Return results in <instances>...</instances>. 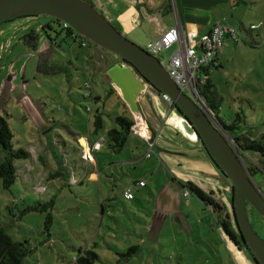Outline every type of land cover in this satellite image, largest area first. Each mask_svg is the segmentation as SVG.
Segmentation results:
<instances>
[{"label": "rangeland", "instance_id": "1", "mask_svg": "<svg viewBox=\"0 0 264 264\" xmlns=\"http://www.w3.org/2000/svg\"><path fill=\"white\" fill-rule=\"evenodd\" d=\"M244 1L240 7L224 10L220 19L230 11L229 21L237 28L239 21L246 26L256 22L264 13V0ZM92 2L105 14L112 7L110 0ZM223 7L217 8L218 13ZM169 14L158 17L160 26L155 19L137 23L135 29L126 32V38L144 49L147 41L159 34L158 28L173 25L174 14ZM31 31L50 37L54 43L51 49L36 52L26 47L22 38ZM260 32L253 39L257 46L247 41L238 49L222 47V67L211 71L209 78L221 98L219 117L226 124L240 114L247 125L264 132V25ZM84 41L86 45L81 46L67 37L61 22L48 16L20 18L0 26V72L5 67L0 77V115L10 125L15 148L30 153V158L16 163L23 175L10 189H4L0 179V221L14 242L27 241L33 251L23 264H70L81 248L98 253L101 261L97 264H234L224 243L211 232V218L214 227L218 222L195 195L190 194L183 206L189 216L183 221L187 222L185 229L170 215L161 224L147 214L154 210L149 192L156 195L167 175L153 168L156 147L144 145L134 131L128 135L123 153L108 151L106 131L115 127L111 118L118 112V103L108 94L109 85L95 59L117 62L113 54ZM39 57L49 63L41 71ZM90 89L101 96L100 104L84 98ZM186 93L192 96L189 90ZM97 111L103 113L105 128L93 134ZM147 120L153 123V117ZM85 136L103 140L102 149L92 154L94 145L87 146ZM179 138L186 137L179 133ZM77 145L82 152L75 149ZM149 149L150 159L146 158ZM54 155L67 164L70 181L62 170V177L49 179L48 175L58 171ZM2 159L0 149V162ZM260 178V174L251 177L264 191V177ZM221 180L231 185L228 179ZM135 181H143L146 188L133 186ZM125 186L140 203L123 198ZM50 200L52 225L48 231L45 212L21 216L27 206ZM133 246L137 250H132Z\"/></svg>", "mask_w": 264, "mask_h": 264}, {"label": "water", "instance_id": "2", "mask_svg": "<svg viewBox=\"0 0 264 264\" xmlns=\"http://www.w3.org/2000/svg\"><path fill=\"white\" fill-rule=\"evenodd\" d=\"M24 15L48 16L65 22L92 45L113 54L116 59L125 60L128 64L115 63L106 71V76L135 120L142 116L139 105L145 100L149 88L166 95L175 104L199 135L210 158L232 184L234 215L239 231L258 264H264V237L254 231L246 212L248 204L264 222L262 190L248 175L238 152L204 108L175 85L159 59L126 38L85 0H0V24Z\"/></svg>", "mask_w": 264, "mask_h": 264}, {"label": "crops", "instance_id": "3", "mask_svg": "<svg viewBox=\"0 0 264 264\" xmlns=\"http://www.w3.org/2000/svg\"><path fill=\"white\" fill-rule=\"evenodd\" d=\"M163 1L164 0H123L122 4H116L115 0H112V2L110 0L112 7L109 12L115 17L117 24L123 27L126 32L135 29L137 23L141 25L143 23L142 21H147L148 23L155 19L157 26H160L158 17L170 12V14H174L173 25H169L165 28H158L159 34L156 35L154 40L149 41L158 40L165 31L174 27L176 24L180 25L186 38L193 39L208 32L217 21L236 27L235 23L229 21L228 17L230 11L222 20L220 17H222L224 10L228 11L233 7H240L242 5L241 1L246 4L244 0H169V6L166 10V8H163ZM193 4L195 5L193 6ZM221 5L224 7L220 14L217 8ZM255 20L256 22H250L249 25L263 22L264 13L259 14ZM238 24L240 27L236 28L242 31L240 38L236 40L232 38L227 39L223 47L232 48L234 46L235 49H238L242 43L246 44L247 41L257 46V42L253 41V39L255 36H260L261 33L249 32L246 30L249 25L246 26L242 21H239ZM223 55L224 52L222 51L217 57V69L222 67ZM149 89L152 90V88ZM151 90L148 92V97L144 106H141L143 111L140 110L143 123L149 127L154 137L153 148L156 147L154 159H164V161L170 165L169 169L171 171L180 172L185 179L192 182L204 193H212V198L215 202H225L228 207V202L231 199V186L227 182L221 180V177L217 174L214 167L205 156L197 138V134H195L187 121L177 113L176 109L172 108L168 102L162 99V94L161 96L160 94L157 95ZM148 116L153 117L152 124L147 120ZM179 133L183 134L186 138H179ZM90 138L91 137H86L87 146L88 144L92 146L100 141V139L91 140ZM139 139L146 145L147 142L143 138L139 136ZM101 149L102 148L99 150ZM168 151L170 153H168ZM174 153L176 155L186 156V163H183L180 159H174ZM92 154H94V152H92ZM151 157L152 154L150 155V158ZM90 159L92 161L93 157L90 156ZM187 163H190L191 167H187ZM156 167L162 170V166L158 163L153 165L154 169ZM160 175H162V172ZM146 186L144 188H146ZM206 186H208V189H206ZM125 187L127 188V186ZM159 188L156 195L151 191L149 192L153 199L154 210L152 211L153 213L150 212L153 221L157 220L163 224L164 218L170 215L176 223L185 229V224L187 222L183 223V221L185 218H189L188 213L183 210V206L188 204V201L185 202L188 197L183 195L186 188L178 189L174 186V183L167 184L166 181H164ZM206 207L212 213L215 222H217L220 216H218L211 205H206ZM212 222L213 220L211 218L209 221V224H211V232H215L218 235V240L224 243L234 264H255L248 252L233 246L228 241L224 230L221 229L219 225L214 227ZM156 223L153 225L155 226Z\"/></svg>", "mask_w": 264, "mask_h": 264}, {"label": "trees", "instance_id": "4", "mask_svg": "<svg viewBox=\"0 0 264 264\" xmlns=\"http://www.w3.org/2000/svg\"><path fill=\"white\" fill-rule=\"evenodd\" d=\"M88 2L87 0H85ZM90 4V3H89ZM18 19V18H15ZM14 20V19H13ZM13 20L7 21L5 23H10ZM2 23V24H5ZM223 25L222 22H216ZM215 23V24H216ZM0 24V26L2 25ZM214 24V25H215ZM213 25V26H214ZM229 26V25H228ZM211 29V28H210ZM71 32H66V36L73 37L74 41H78L81 46L86 45V42L84 39L79 36L77 33H75L73 36ZM38 37L34 31H31L29 34H26L22 41L25 43V46L30 48L31 51H38L40 48H50L54 44L53 41L50 39V37L46 36L47 42L43 47L38 46L37 40ZM48 60L42 57H39V63H38V70H44L47 68ZM126 64H128L126 62ZM95 65L101 69L102 75L105 77L109 89L108 94H113L116 97L117 103H118V112H114L112 114H116L114 118H111V115L107 114L109 118L112 119L113 123L115 124V127L112 129H109L106 131L107 140L105 144L107 143L108 151L115 154H121L123 153L124 144L127 141L128 135L132 131V126L134 125V117L128 110L126 104L121 99L120 95L118 94V91L112 86L111 82L109 81L108 77L106 76V71L113 66V63L106 62V60L97 57L95 59ZM56 69L61 68L60 66H52ZM218 67H216L214 70H216ZM211 71L203 70V73L199 75L197 79L196 84V90L198 92V96L201 100H203L205 111L206 113L213 119L214 124L217 126V128L222 132L223 136L232 144L234 149L238 152V155L240 157V160L243 162L248 175L250 177H255L258 174L261 175V178L264 177V132L257 131L256 127L249 126L245 122V117L241 116L240 114H236V117L229 123L226 124L220 117H219V108H220V101L221 98L218 96V94L215 92V87L213 83L211 82L209 78V74ZM89 87V86H88ZM157 93L159 91L155 90ZM92 89H90V92L87 93V95L84 98H91L94 102L100 104L102 102V98L100 95H97L94 93ZM160 94V93H159ZM173 108L177 109L175 104H172ZM103 108L104 105L102 104ZM86 111H90V109H86ZM179 115L185 118L184 114H182L181 111H177ZM103 113L100 111H97V113L93 117V134H97L98 131L103 130L104 127V119L102 118ZM187 119V118H185ZM200 139V137L198 136ZM154 137L152 136V140ZM104 141L101 140L100 148H102ZM200 143L202 144V141L200 139ZM203 150L206 154V156L210 159V161L214 164L215 168L227 179V177L221 172V170L215 165L214 161L210 158L208 155L207 150L205 149L204 145ZM99 148V149H100ZM0 149L3 154V159L0 162V179L2 182V186L4 189H10L14 183L18 180V178L22 177V173L20 172L19 167L16 165V163L20 160H27L30 158V153L22 148H15V144L13 143V134L10 128V125L7 121V119L0 115ZM77 151L82 152L79 145H77V148H75ZM54 161L57 164L58 171L55 172L53 175H48L49 179L54 177H62L61 170L64 171V176L67 177L68 181L71 179V174L67 171V164L61 160V158H58L57 156H52ZM112 164V163H111ZM74 168V167H73ZM260 178V179H261ZM64 181H66L63 178ZM254 180V179H253ZM80 183H82L80 181ZM140 183H143L141 185ZM144 182H134L133 186L144 188L146 185ZM261 189V187H259ZM126 189H129L132 193V190L129 186L127 188L125 187L124 191ZM135 189V188H134ZM189 189L193 192V194L202 200L206 205H211L214 209H216V212L218 211V216H220L219 223L226 232L228 238L235 243L239 248L243 245L240 241V238L238 237V234L236 235V231L233 228V225L231 224L230 220H228L227 217H229L228 214H225L226 217H221L223 209V206H220L218 203H216L211 197L204 194V192L199 189L197 186L189 185ZM231 189H233L231 184ZM262 190V189H261ZM264 194V191H262ZM124 193V192H123ZM133 195V193H132ZM131 202H138L136 198L133 195V198L129 200ZM53 200H50L48 202H36L32 206H27L25 209L22 210L21 216L28 212H45V229L46 231L49 230L50 226L52 225V214L51 211L48 210V208H52ZM247 208V215L250 219V224H252V221H255L256 227L255 231L260 234V232L264 234V222L259 217V215L253 210V208L249 207V205H246ZM147 213V212H146ZM151 215V213H147ZM247 249V252L250 254L252 260L255 264H258L255 257L251 253V251L248 249L247 246H245ZM132 250H137V246L131 247ZM32 250L28 247L27 241L25 242H14L11 237L6 233L5 228L3 227V224L0 221V264H23L24 260L28 257V255L32 254ZM99 261H101V256L96 253L93 250L90 249H79L78 255L72 261L70 264H97Z\"/></svg>", "mask_w": 264, "mask_h": 264}, {"label": "built area", "instance_id": "5", "mask_svg": "<svg viewBox=\"0 0 264 264\" xmlns=\"http://www.w3.org/2000/svg\"><path fill=\"white\" fill-rule=\"evenodd\" d=\"M262 26L263 22L249 25L248 31L260 34ZM61 28L65 32L75 34V31L65 22H61ZM241 34L236 27L216 23L208 32L192 39L186 38L180 25L176 24L165 31L158 40L147 42L144 50L159 59L164 70L181 91L189 90L192 96L199 100L196 90L199 75L203 73V70L213 71L218 67L217 57L227 39L236 40L240 38ZM172 47L175 48L167 55L166 51ZM162 99L170 102L166 95L162 94ZM200 105L205 108L202 102ZM142 120V118L135 120L132 131L136 132L152 148L154 146L152 133ZM99 147L100 143L95 144L94 150ZM150 152L149 149L146 158L150 157ZM140 184L143 185V183ZM123 195L126 200L133 198L129 189H126Z\"/></svg>", "mask_w": 264, "mask_h": 264}, {"label": "flooded vegetation", "instance_id": "6", "mask_svg": "<svg viewBox=\"0 0 264 264\" xmlns=\"http://www.w3.org/2000/svg\"><path fill=\"white\" fill-rule=\"evenodd\" d=\"M88 1V3H90L92 6H93V2L92 1H94V2H96L97 0H87ZM163 8H166V10H167V8H168V3H169V0H164L163 1ZM100 13H102V15L119 31V32H121V33H123L124 34V36L125 37H127V35L128 34H126V31H125V29L123 28V27H121V26H119V24H117V22H116V19H115V17H113L110 13L111 12H108V14L106 13H104V12H102V11H100ZM27 17H37V16H34V15H24V16H20V17H17L18 19H20V18H27ZM14 20H16V19H14ZM13 20V21H14ZM55 20V22H61V21H59V20H57V19H54ZM143 22V21H142ZM47 35H45V37H42V36H39L38 37V40H37V43H38V46H39V48L40 47H43L45 44H46V40L45 39H48L47 37H46ZM129 36V35H128ZM44 48V47H43ZM40 52H41V49H40ZM113 60H115L116 62H120L121 64H126V61L125 60H123V59H120V58H114ZM5 70V67L2 69V71L0 72V77H1V75H3L2 74V72ZM134 72L136 73V76L138 77V78H140V79H142V81L144 82V80H143V77L137 72V70H134ZM1 79V78H0ZM151 89H148V91H147V93H146V98H145V100L142 102V103H140V105H139V107H140V109H141V106H144V103L146 102V100H147V97H148V92L150 91ZM152 92H155L157 95H159V93H157L153 88H152V90H151ZM160 96H161V94H160ZM168 104H170V106H172V108H173V103H171V102H168ZM142 110V109H141ZM143 111V110H142ZM176 111H178V109H176ZM178 113V112H177ZM179 114V113H178ZM183 114V113H182ZM181 116V115H180ZM185 116V115H184ZM184 118V117H183ZM186 118V117H185ZM184 118V119H185ZM186 121H187V119H185ZM149 128V127H148ZM151 131V130H150ZM198 136L199 135H197V138H198ZM198 140H199V142H200V139L198 138ZM202 141V140H201ZM201 144V143H200ZM203 144V143H202ZM202 144H201V148H202V150H203V146H202ZM206 149V148H205ZM203 152H204V150H203ZM168 153H170L169 151H168ZM204 154H205V152H204ZM205 156H206V154H205ZM207 157V156H206ZM185 158H186V156H184V155H176L175 153H174V159H180L183 163H186V161H185ZM207 159L209 160V162L212 164V166L214 167V169H215V171L217 172V174L220 176V177H223V178H225L216 168H215V166H214V164L210 161V159L207 157ZM156 162L159 164V165H161L162 166V172L164 171L165 173H166V183L167 184H172V183H174V186H176L178 189L180 188V189H182V188H186V190L184 191V196L185 197H189L190 196V194H193V192L189 189V185H194L192 182H190V181H188L187 179H185L184 177H183V175H181V173L180 172H176V171H171L169 168H170V165L169 164H167L165 161H164V159H162V158H157L156 159ZM175 166V165H174ZM187 167H191V164L190 163H187V165H186ZM176 168H177V166H176ZM163 172V173H164ZM195 186V185H194ZM231 186V185H230ZM217 193H218V191H217ZM233 189H231V199L229 200V202H228V207L226 206L227 204L224 202V203H222V202H220V203H218L220 206H223V209L221 210V212H222V215H221V217H223L225 214H228L229 215V217H227L228 218V220H230V222H231V224L233 225V228L235 229V231H236V235L238 234V237L240 238V242L243 244L240 248L235 244V243H233L229 238H228V236H227V234H226V232H225V234H226V236H227V239H228V241L233 245V246H235L237 249H240V250H245L246 252H247V248L245 247L246 246V244H245V242H244V240H243V238H242V236H241V233H240V231H239V228H238V225H237V222H236V218H235V215H234V208H233ZM204 194H206V193H204ZM194 195V194H193ZM207 196H209V197H211L212 198V193H207L206 194ZM213 199V198H212ZM215 201V200H214ZM217 203V202H216ZM247 209H249V208H247L246 207V212H247ZM214 211L216 212V209H214ZM217 214H218V211L216 212ZM225 217V216H224ZM226 218V217H225ZM219 220H220V218H219ZM219 220L217 221L218 222V225L221 227V229H223L222 228V226L220 225V223H219ZM249 221H250V219H249ZM252 224V227H253V229H255V227H256V223H255V221H252L251 222ZM224 230V229H223ZM255 231V230H254ZM256 232V231H255ZM257 233V232H256ZM258 235H260L261 237H264V234H263V232L261 233L260 232V234L259 233H257Z\"/></svg>", "mask_w": 264, "mask_h": 264}, {"label": "clouds", "instance_id": "7", "mask_svg": "<svg viewBox=\"0 0 264 264\" xmlns=\"http://www.w3.org/2000/svg\"><path fill=\"white\" fill-rule=\"evenodd\" d=\"M258 24V23H257ZM252 25H254V24H252ZM263 25H264V22H263ZM249 27V26H248ZM248 27H247V29L246 30H248ZM263 27V26H262ZM262 29V28H261ZM240 31V30H239ZM241 33H242V31H240ZM257 33V32H256ZM261 33V32H260ZM149 54V53H148ZM155 57V56H154ZM157 58V57H156ZM186 95H187V93H186V91H183ZM194 97V96H193ZM195 98V97H194ZM196 99V98H195ZM197 100V99H196ZM197 102L199 103V104H201V102L203 103V101L201 100V99H199V100H197ZM204 104V103H203ZM204 110H205V108H204ZM206 112V111H205ZM151 133H152V131H151ZM152 136H153V134H152ZM97 143H100V145H101V141H99V142H97ZM96 143V144H97ZM95 145V144H94ZM100 148V147H99ZM92 150H93V152H94V146H92ZM97 150H99V149H97ZM96 150V151H97ZM150 155H151V153H150ZM150 158V157H149Z\"/></svg>", "mask_w": 264, "mask_h": 264}]
</instances>
